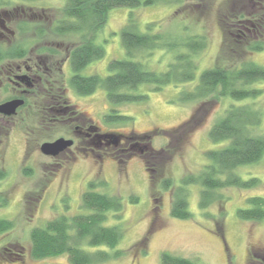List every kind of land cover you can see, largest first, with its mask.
I'll return each mask as SVG.
<instances>
[{"label":"rangeland","instance_id":"374dc122","mask_svg":"<svg viewBox=\"0 0 264 264\" xmlns=\"http://www.w3.org/2000/svg\"><path fill=\"white\" fill-rule=\"evenodd\" d=\"M233 1L186 0L185 4L160 3L113 8L109 12L106 26L97 37V43L105 47V56L89 63L81 73L106 75L110 73L108 64L113 58L127 57L120 31L131 12L138 18L139 29L143 32L147 31L146 23L156 22L159 26L155 30L169 33L172 37L204 36L207 46L196 55L198 75L205 68L233 65L249 57L264 66V49L244 53L240 38H235L233 34V39L225 40L218 18L222 12L231 15ZM22 2L0 0V8L12 10L24 4L31 6L30 10L32 9L36 18H57L62 14L64 3L63 0H42L27 4ZM2 17L5 18L3 14ZM5 20L9 29L14 31L15 23ZM2 30L1 28L0 31ZM11 35L12 31L4 30L0 39H7ZM48 40L49 45L64 51L78 41L76 37L54 35L49 36ZM38 57V52L33 49L26 59L16 63L34 66ZM58 57L54 60L62 59L64 54ZM174 57L173 51L161 48L155 50L151 56L143 57V60L148 68L164 71L168 63L174 61ZM49 59L50 57L44 61L47 64H42L47 72V68L54 66L51 61L48 65ZM43 68H36L32 73L42 76L45 74ZM61 73L67 87L69 105L77 109L76 112H83L81 117L80 113L73 114L78 117L76 122H72L69 116L61 115L49 123L41 122L38 110L31 107L11 117L0 114V168L6 172V177L0 179V192L8 197V203L0 205V217L15 221L13 230L0 235V248L20 242L26 248V264H39L43 261L67 263L65 254L45 259L32 257L31 229L44 226L57 215L84 211L81 194L88 187L89 180L104 178L107 186L99 187L98 190L119 195L123 203L120 220L110 211L107 224L122 228L123 238L115 249L124 252L121 257L113 258L107 264H161L164 251L190 258L200 264H264V218L258 221L245 220L238 215L240 208L250 207L247 201L249 197H264V156L259 161L240 166L236 170L245 180L258 178L256 186H229L219 189L217 193L222 194L226 200L214 201L203 209L200 206L202 186L191 183L185 186L191 218L182 219L171 214L174 190L183 185L182 178L187 174H197L209 163L207 151L219 149L229 142L211 140V126L223 116L231 104L249 103L252 99L238 101L230 96L221 98L215 93L205 99L185 101L186 90L195 87V80L166 84L159 91L153 90L152 84L144 83L131 92L147 94L146 99L112 104L108 101L106 89L103 87L91 95L79 94L71 84L73 70L69 61L63 62ZM253 86L263 89L256 103L262 107L261 132L264 133V80ZM14 93L17 92L0 85V102ZM204 102L211 103L208 104L209 112L196 129L168 132L185 122ZM112 108L118 110L117 114L131 116L132 119L107 120L106 115L111 113ZM77 123L80 126L94 123L102 131H112L118 135L147 133L151 136L138 140L140 143L135 142V138L132 139L133 145L139 143L140 146L132 148L130 151L135 152L128 156L112 149L108 155L99 158L72 147L71 152L56 160L57 157L41 152L40 146L45 141H53L62 136L74 137L72 129ZM123 139L122 136L120 142ZM155 151H159L158 154L152 153ZM144 153L152 156L151 172L142 157ZM57 163L60 166H56ZM24 168H31L32 174L27 175ZM152 177L156 179L155 184L151 182ZM167 177L174 181L173 187L169 189L162 185L163 179ZM223 211L225 213L222 214ZM144 239L146 243L137 245ZM0 264L21 263L0 259Z\"/></svg>","mask_w":264,"mask_h":264},{"label":"trees","instance_id":"16d2710c","mask_svg":"<svg viewBox=\"0 0 264 264\" xmlns=\"http://www.w3.org/2000/svg\"><path fill=\"white\" fill-rule=\"evenodd\" d=\"M22 1L27 4L42 0ZM63 1L62 14L57 18H36L32 9L30 10L31 6H24V4L12 10L0 8L1 18L15 23L14 31L11 30L12 35L7 39H0V66L2 63H11L16 68V61L26 59L33 49L38 52L39 56L36 68H43L42 64H47L44 61L49 57L48 63L51 61L54 65L49 67L48 72L43 68L45 71V74L41 76L43 80L36 83L26 98L25 106L21 109L31 107L38 110L41 122L49 123L55 120L56 116L58 117L57 113L54 117L53 112L45 116V112L39 111L51 106L55 108L57 107L55 105L59 103L69 104L67 87L61 73L64 61H69L71 65L73 70L71 84L79 94L91 95L103 87L106 89L108 101L112 104L146 99L147 94L131 92L144 83L152 84L153 90L159 91L166 84L197 80L192 90H186L185 101L205 99L215 93L221 98L230 96L238 101L245 99L253 101L238 105L231 104L223 116L211 126L209 130L211 140H228L229 142L219 149L207 151L209 163L205 164L197 174H187L182 178L183 185L174 190L171 214L182 219L191 218L188 191L185 188L191 183H199L202 186L200 206L203 209L209 207L214 201L226 200L222 194L217 193L219 189L229 186L246 188L258 184V178L245 180L236 170L240 166L257 162L264 156V133L261 132L263 111L260 104L256 103L263 89L253 86L256 82L264 80V66L249 57L240 60L237 64L205 68L198 75L196 55L207 46L204 36L172 37L169 33L160 32L159 29L155 30L158 25L156 22L146 23L147 31L143 32L139 29L138 18L131 12L120 31L127 57L113 58L108 64L110 73L106 75L98 73L85 75L81 71L89 63L105 56V47L97 43V37L108 22L111 9L160 3L185 4L186 0ZM245 2L234 0L230 9L235 12H231V15L222 12L218 18L219 24L224 31L225 40L233 39L231 37L233 34L235 38L241 39L240 43L244 45V53L262 51L264 49V0H245ZM237 4L240 5L237 6ZM51 35L76 37L78 41L64 51L48 44L47 41ZM161 48L173 51L174 61L168 63L164 71L148 68L143 57L151 56L155 50ZM61 54H64L62 59L54 60V58L58 59ZM208 104L211 103L204 102L185 122L168 132L196 129L209 112ZM203 106L206 107L203 108ZM70 107L77 110L71 105ZM110 112L106 115L109 121L132 119L131 116L117 114L116 108H112ZM75 113L77 115L80 113L79 117L83 116V112ZM108 134L118 135L114 132ZM122 135L131 144H134L131 142L134 138L135 142H139L138 140L151 136L147 133ZM139 143L136 146H140ZM158 152L152 153L158 154ZM142 157L146 161L147 169L151 172L150 158L152 156L144 153ZM24 172L31 175L33 170L24 168ZM5 177V170L0 168V179ZM155 180L154 177L151 178L153 184ZM173 184L171 177L163 179L162 185L165 189L172 188ZM106 186L107 181L104 178L89 180L88 187L81 194V206L84 211L57 215L49 219L44 226L31 229L30 254L32 257L45 259L62 254L67 256V263L43 261L39 264H107L109 260L123 255V250L115 249L123 238L122 228L119 225L107 224L110 211H113L116 219L120 220L123 203L119 195L98 190L99 187ZM247 201L250 207L240 208L238 215L245 220H262L264 218V197L251 196ZM7 203L8 197L4 192H0V205ZM14 228V220L0 217V235ZM143 243H146L145 239L137 245ZM107 248L115 250L111 251ZM25 249L20 242L4 245L0 248V259L6 262L26 264L24 262ZM161 264L200 263L164 251L161 255Z\"/></svg>","mask_w":264,"mask_h":264},{"label":"flooded vegetation","instance_id":"af4514ba","mask_svg":"<svg viewBox=\"0 0 264 264\" xmlns=\"http://www.w3.org/2000/svg\"><path fill=\"white\" fill-rule=\"evenodd\" d=\"M1 28L3 29L2 31H0L1 34L3 33L4 30L11 32V29H9L7 25V21L2 19L0 16V29ZM36 67H37V64H35L34 66L26 65V64L25 65L17 64L15 68L13 64L11 63H8V64L2 63L0 66V85H4L6 86V89L14 90L17 93H14V95H12L11 97L1 102L14 99V98H24L25 103H26L27 101L26 98L30 95L36 83H38V81L41 82V80H43V78L39 74L32 73ZM47 70H49V68H47ZM22 74H27L28 76H30V79H31L30 86L27 85L26 82H22L21 80L18 79V76ZM25 103L22 106H25ZM55 106L57 107L55 108L52 106L46 107L45 109H42L39 112H45V116L50 115V112L55 113L54 117L56 116V113L61 116H69V119L72 122H76L78 120L77 116L73 115L75 114L76 110H73L69 104L59 103L58 105L56 104ZM21 107L17 109L16 111L17 113L23 112L25 110V109H21ZM7 117H11V116H7ZM100 128L101 127L99 125L94 124V123L93 124L90 123L89 125H84V126H80L77 123L72 129L74 132V137L69 138V139H73L74 141L73 145L67 148L65 151H62L61 153H59L57 156H55L57 157L55 159L58 160V158L62 157L63 155H67L69 152L72 151L71 150L72 147L73 148L75 147L76 149H78L79 152H84L86 155L92 154L94 156L102 158L104 155H108L112 149L116 153L122 152L123 154L127 156L132 155L135 151H130V150L132 148H137L139 146V145L138 146L133 145L129 143V141H126V140L124 141L125 138L121 142H119L117 145H115L112 142L113 138L108 136L112 134H108L110 132L102 131ZM122 136L123 135H120L119 137H122ZM97 150H99L100 153L97 152ZM103 151L105 152V154H103ZM56 166H60V163H57Z\"/></svg>","mask_w":264,"mask_h":264},{"label":"water","instance_id":"95a60500","mask_svg":"<svg viewBox=\"0 0 264 264\" xmlns=\"http://www.w3.org/2000/svg\"><path fill=\"white\" fill-rule=\"evenodd\" d=\"M18 79L22 82H26L27 85H31L30 76L22 74L18 76ZM25 103L24 98H14L0 103V113L5 116H13L17 112V109ZM113 138V143L117 145L120 142L121 137L118 135H108ZM73 139L59 137L53 141H45L41 144L40 150L43 154L48 156H57L62 151L73 145Z\"/></svg>","mask_w":264,"mask_h":264}]
</instances>
